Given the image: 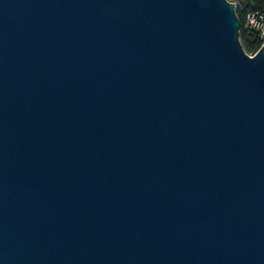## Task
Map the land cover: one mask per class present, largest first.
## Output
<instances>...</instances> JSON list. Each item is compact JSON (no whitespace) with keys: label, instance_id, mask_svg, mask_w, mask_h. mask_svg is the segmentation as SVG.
Listing matches in <instances>:
<instances>
[{"label":"water","instance_id":"1","mask_svg":"<svg viewBox=\"0 0 264 264\" xmlns=\"http://www.w3.org/2000/svg\"><path fill=\"white\" fill-rule=\"evenodd\" d=\"M232 0H0V264H264V45Z\"/></svg>","mask_w":264,"mask_h":264},{"label":"trees","instance_id":"2","mask_svg":"<svg viewBox=\"0 0 264 264\" xmlns=\"http://www.w3.org/2000/svg\"><path fill=\"white\" fill-rule=\"evenodd\" d=\"M238 2L236 7L237 14L241 20V31H240V39L242 44L247 52H255L259 48H261L264 40L255 37V35L251 32H248L243 25L244 14L249 9L254 8H264V0H235Z\"/></svg>","mask_w":264,"mask_h":264},{"label":"built area","instance_id":"3","mask_svg":"<svg viewBox=\"0 0 264 264\" xmlns=\"http://www.w3.org/2000/svg\"><path fill=\"white\" fill-rule=\"evenodd\" d=\"M233 2L236 4L237 7L238 2L237 1H233ZM243 25L244 28L248 32L253 33L255 37H259L264 40V8H254L247 10L244 14ZM263 45L264 42L262 46ZM258 50L252 52L251 55L252 56L255 55Z\"/></svg>","mask_w":264,"mask_h":264},{"label":"rangeland","instance_id":"4","mask_svg":"<svg viewBox=\"0 0 264 264\" xmlns=\"http://www.w3.org/2000/svg\"><path fill=\"white\" fill-rule=\"evenodd\" d=\"M233 1H235V0H233ZM248 53H250V52H248ZM251 54V53H250Z\"/></svg>","mask_w":264,"mask_h":264}]
</instances>
